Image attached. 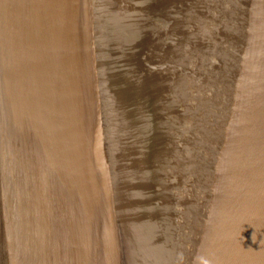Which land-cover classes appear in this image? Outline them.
<instances>
[{"label":"bare ground","instance_id":"obj_1","mask_svg":"<svg viewBox=\"0 0 264 264\" xmlns=\"http://www.w3.org/2000/svg\"><path fill=\"white\" fill-rule=\"evenodd\" d=\"M1 2L2 0H0V3ZM108 2L111 3V5L107 7L110 11L112 10L113 4L117 5L119 3L118 5L121 4L120 8H123V11L127 13H134L137 15L139 9L138 13H145V15L151 17V13L155 8L153 7V1L150 0H139V2H136V0H124L123 3L120 0H84L88 10L92 9V4H94L92 9L93 12L95 13L96 10L97 28L91 24L88 15L85 17V24L81 28L83 35H87L89 40L90 57L93 56L94 58L88 60L87 63L86 58L83 59V57L80 56L81 61H79L78 64L76 60V63H74V59H69L65 64L64 70L56 69L51 66L49 72L53 71L52 80H50V77L46 79L44 74L42 78L41 76L39 77L38 81L35 75L24 77V79H22L25 80L22 82L24 93L20 96L24 98L23 104L26 105L27 110L24 114L25 109H21L22 119L23 117L26 118L22 125L18 122L20 115L18 114V110H15L13 107L14 100L12 99L13 97L11 98V92L9 91L8 98L0 96L1 263L5 261L3 264H37L39 262L44 264L42 261L43 259L44 262H46L45 264H69L63 243L67 241L69 245H71L67 237L75 233V224H70L71 219L67 220V224H65L66 217L70 216V213L73 212L72 210L76 209V206H79V208L87 206L97 211V213L99 210H103L105 206L106 212L103 213L104 216L100 214L98 218L92 219L91 226L86 228L88 238L91 239L90 252H84L79 257L69 256L70 264H140L137 257L140 258L141 255L142 258H145L141 264H157V262H155L156 259L161 257V254L158 255V257L156 256L157 252L162 253V256L167 258L165 250L167 246L171 244L170 239L174 235L178 236V234H183V236L180 237L183 246L175 250L176 257L178 255V258L182 261L180 264H195V259L197 260L198 256L199 259L203 260V264H205V261L209 260L210 264H219L220 260L218 261V259L220 258V253L223 252V249L226 245H229L231 241L228 221L224 217L220 220H212L213 222L210 223L212 226L209 228V232L207 235L205 233L203 237L201 233V231L205 232L204 228H202L203 216L201 217L200 214L196 215V211L193 215L189 214L191 217L190 219H186L184 214L188 211L187 206L184 208L181 202V205H177L176 208L172 210L173 206L168 208V198L163 199L164 203L162 205H165L163 207L165 209H160V211L158 209V212H156L155 208H153L152 215L155 214L160 216L162 210L164 214L160 216L161 219L157 218L153 221L156 222V226L153 225L152 227L150 224L152 227L151 231L149 230L148 233L146 232V234L150 233V238H147V243L142 244L144 246L142 249L139 243H137L138 237L142 236L143 228H145L142 226L147 221L148 211L153 205L151 201L152 197L149 196H154L152 188L145 187L143 181H145V179L149 181L154 172V170L152 171L154 161L152 160L153 157H151V154H155V151L154 149H148V151H145L141 155H135L133 151L129 150L131 149L128 145L129 140L135 136V134H131V129L134 131L136 127V124H133L135 118L132 116L136 113L134 112V114H132L129 112L128 108H130L131 105H140L147 111L148 107L145 105V101L148 103L153 97V99H158L160 103L164 104L166 100V97H164L165 94L168 96L176 90H181L185 85H180L175 80L176 77L169 75L168 71H165L166 67H163L164 61L162 63V72L161 66L158 65L159 63L155 64L153 68V65L148 62L150 59L144 60L145 55L143 57L144 62L140 65L141 72H139L135 64V58V61H133L135 69L139 72L138 74L141 75L137 79L139 84L137 81L128 82V78L124 76L123 73V70H125L127 66L122 67L123 65L121 64L125 63L123 60H126V55H123L124 58L121 63H119L117 59L110 60L109 54L105 50L107 45L104 41L103 34L101 39L99 38L100 32L98 29L105 33L104 6L107 5ZM220 2L222 3L221 8L225 10L224 13L228 14L227 21L229 22L232 20L235 21V18L231 16V11H241L245 6L247 7L244 11L250 8V6L255 8V11L262 9L260 13H262L261 17L264 19V0H222ZM137 4H140L141 7L137 8ZM127 7L130 10L126 9ZM70 12L71 10L69 9L66 15V22L72 24ZM111 19L116 20L114 14ZM128 20H130L129 17ZM124 21H126V17ZM111 23V30H113L116 36V32L119 29L117 28V24L119 22L115 21L113 22L114 24ZM129 23L130 22H128V24ZM210 25L212 24L210 23ZM118 26H120V24ZM133 26L137 28L138 24ZM107 27H109L108 24ZM134 27H130V29L132 30ZM216 27L217 26H215V28ZM64 29L65 28H63V34H65ZM95 31L97 32L98 40L94 38ZM216 35L218 39L220 38L223 40L227 32L223 31L221 28L216 31ZM121 37L123 36L121 35ZM113 39L114 38H112V40ZM211 39L214 40V38ZM3 41L4 40L0 38V42ZM88 43H85L84 46H87ZM218 43L221 47L216 46L214 48L212 42H202L200 44H202V48L208 52L211 50L217 51V49L224 46L227 47L223 41L219 40ZM81 46L83 47V45ZM56 47L55 45L54 48ZM128 47L127 45V50L129 49ZM148 47L151 48V45H148ZM184 47L187 50L188 45L186 46L185 44ZM155 51L154 49L152 52ZM0 54L2 55L1 52ZM151 54L150 52L149 56H151ZM61 57L65 56L61 55ZM93 60H95V63H93ZM159 61L161 62V60H158V62ZM128 62L130 63V60ZM174 64L176 65V63ZM73 65H77L80 75L83 74L85 76L86 72L87 80L84 81V87L89 85L92 86L94 79L98 84L95 86L99 93L97 95L98 101L96 100L92 105L95 107L96 116L98 117L100 115L102 119L97 125V128L93 129L94 133L99 135V138H96L94 135L88 138L93 153L90 152V159L84 158V155H82L83 157L77 158L78 155H81V147L79 146L83 138H79V136L76 135L78 133L77 131L76 134L74 133L75 128L79 129V127L83 125L82 122L78 121L83 120L85 116L86 106L82 102L85 98L82 99L77 95H69L70 90L68 87L69 94L66 92L49 94L46 90L41 89V86H49L51 83H54L53 85L55 86V83L59 81L62 76L65 77L66 85L69 87H76L77 82L80 84L82 79L81 77L78 79L75 77L76 79H74L75 70L77 69H74ZM180 66L181 64L179 63L178 67ZM78 71L77 76H79ZM175 71H178V69ZM14 72H16L15 69L10 68L7 61H2L0 56V81L7 83L11 80H15L20 83L15 77L16 75L13 74ZM54 72H56L55 76ZM188 75L190 74L188 73ZM191 76L198 79L193 73ZM157 81L158 83L160 82L162 89L156 86ZM130 83V90H128L127 87ZM140 84L149 85V96L144 95L147 87L140 86ZM136 87H138L137 90L132 91V89ZM140 87H144L143 89H145V91L142 92L139 90ZM192 89L194 93H201L198 88H191V90ZM140 92L144 96L140 95ZM89 94L87 90L82 91L83 97H87ZM2 95H4V92H2ZM47 96L50 102L46 106L47 102L45 98ZM220 96H224L226 100L224 93L220 92ZM194 98L197 103L189 102V107L193 109V112H199L202 122L207 121L209 119V114H206V112L203 113L204 111L200 109L203 108V105L198 104L195 96ZM91 100L93 101L95 99ZM260 102H263V100L260 99ZM101 104L107 108L104 114ZM234 108L237 109V106ZM61 110L64 112L63 115L60 113ZM237 110H241V107ZM77 115L79 117L77 120L78 123L71 124L74 123ZM14 119L16 120L15 122ZM50 120L53 123L51 129L52 133L57 131L59 134L62 130L66 134L68 131L66 129L68 127L71 133L69 138H60V143L54 140V151H57L56 148L59 145L58 151L61 155L52 161H48L47 159L48 141L45 143L46 136H44V131L46 130L44 125H47L46 122ZM193 122L196 123V120L194 119L191 122L188 127L189 129ZM49 124L50 122L48 126H50ZM30 127H34L32 130L35 131L36 129V132L29 131L31 129ZM262 127L264 128V123H262ZM48 130L49 129H47L45 133H48ZM259 130L260 129H257L256 133H258ZM35 134H40L41 143L33 140L32 136L35 137ZM215 146L219 145L216 144ZM64 153L68 154V159L67 155ZM186 155L187 156L184 158L185 163H180L183 166H185V164L190 165V160L195 158L192 153H187ZM41 158H43V160H41ZM176 162L174 163L172 160L168 165H161L162 169L160 170L161 173L159 172V182L171 179V182L175 184V175L174 177H171V175L173 173L176 174V171L180 168V165H177ZM67 164L70 165L68 166ZM195 166L197 168L198 164ZM106 172H109V175L106 177V184L109 186L107 189H105V183V186L101 185L106 181V178L104 179L105 181L102 179V176L105 177ZM164 172L165 174H162ZM191 172L192 171H190L189 174L186 173V176H188L189 182L191 181L189 184H195V180L194 182L192 180L196 178L198 174H191ZM144 177L145 179H143ZM75 181L79 189H72L69 191L67 189L68 184L70 182L75 183ZM180 188L182 187L180 186L179 190ZM192 188L194 189V185H192ZM186 190L187 189L182 191L184 196L193 193H185ZM237 192V190L234 191L233 198L236 197ZM156 195L160 197V192ZM133 200H136L134 201V206L132 204ZM215 205L218 204L214 202L211 207ZM157 206H160V203ZM215 207L212 209H215ZM193 210L192 212L194 213ZM240 211L241 210L238 209V215H240ZM159 226L160 229L157 231V227ZM162 226L163 229H165L164 231H161ZM165 232L166 234H164ZM156 235L158 237H156ZM167 241H169L170 244L167 243ZM189 248L190 252H188ZM215 249L219 254L216 255V259H213L212 254ZM136 258L137 261H135Z\"/></svg>","mask_w":264,"mask_h":264},{"label":"rangeland","instance_id":"obj_2","mask_svg":"<svg viewBox=\"0 0 264 264\" xmlns=\"http://www.w3.org/2000/svg\"><path fill=\"white\" fill-rule=\"evenodd\" d=\"M120 1L123 3L124 0ZM220 1L222 0H199L202 4L200 7L197 6L198 9L204 7L201 8L204 13L209 14V10L212 11L211 19L216 21V29L213 26L209 27L203 15L201 17V22L195 20L196 23H194V21H187L183 13H178L179 16L175 17L176 23L171 25L168 22L169 19L168 21L165 19L157 21L155 16L158 13L156 14L154 11L151 13V17L145 15V13H138L139 9L137 15L134 13H127L123 11V8H120L121 4L118 5L119 3H116L117 5L113 4V7L111 6V11L107 8L111 3L108 2V4L104 6L105 33L98 29L100 32L99 38L101 39L103 34L104 41L107 45L105 50L109 54L110 60L117 59V61L121 63L126 55L127 61L123 60L125 63L121 64L123 65L122 67L127 66L128 68L123 70L124 76L128 78V82L137 81L139 84L137 78L141 76L138 73L141 72L140 65L144 62V55V60L150 59L148 62L151 63L153 67L158 63V60H161L159 65L162 67V63L165 61L163 56L165 55L170 59L167 63H164L165 66H168L165 71H168L169 75L176 77L175 80L180 85H185L181 90H176L174 93H171L173 96L171 95L172 97H170V102L167 104L168 107H165L166 118L163 120L164 122L161 120L163 117H151L150 115H152V113L148 112V110L146 111L140 105H131V107L128 108L129 112L132 114H134V112L136 113L132 116L135 118L133 124H136V127L134 131L131 129V134H135V136L129 140L128 145L131 147L129 150L133 151L135 155H141L145 151H148V149H154L155 151L154 158L152 159L154 161V168L152 171L154 170V172L151 175V179L147 181L145 177L143 178L145 179V181H143L145 187L152 188L154 196L149 195L152 197L151 201L153 205L150 207L151 211H148L146 223L142 226L145 227L143 228L142 236L138 237L137 240L141 249L144 247L142 244L147 243V238H150V233L146 234V232L148 233L149 230L151 231L153 225L156 226V222L153 221L157 218L161 219L160 216L164 214L162 210V213L159 212L160 216L155 214L152 215L153 208H155L156 212H158V209L159 211L160 209H165L163 208L165 205H162L164 203L163 199L165 198L169 199L168 208L173 206L172 210L181 202L184 208L187 206L188 211L184 214L186 219H190L191 217L189 214L193 215L196 211V215L200 214L201 217L203 216L202 228H204L205 232L200 231L203 237L205 233L207 235L210 230L209 228L212 226L210 225V223L213 222L212 220H220L223 217L224 210L227 213L233 201L232 196L237 188V181L244 174V170L248 167L250 159V153L246 147L248 143L253 140L252 135L255 133L254 130L256 125L259 121L263 120L264 117V74L259 70L262 66H258L255 62L251 49L242 48L241 43L244 42L245 37L244 20L241 17L235 19V21H227L228 18L225 17L224 13H221L222 8L220 4H217L218 2L221 3ZM136 2H139V0H136ZM177 2H179L177 5H180L182 1L177 0ZM137 5V8L141 7L140 4ZM126 9L130 10L128 7ZM113 14L116 20L111 19ZM124 16L126 17V21L128 17L130 20L127 22L124 21ZM220 17L222 20H219ZM115 21L119 22L117 24V28L119 29L116 32V36L110 26V23L112 22L111 24H114L113 22ZM96 22V10L95 13L92 10L91 23L97 28ZM128 22L130 23L128 24ZM107 24L109 27H107ZM119 24L120 26H118ZM136 24H138L137 28L133 26ZM194 25L198 28L196 29ZM130 27H134L135 30H131ZM221 28L223 31L227 32L223 40L220 38L218 39L216 35V31ZM202 29L205 31L204 34ZM96 31L94 38L98 40ZM120 34L123 37H121ZM112 38L114 39L112 40ZM211 38H214V40ZM173 39L175 40L173 42H175L174 44L176 46L172 48L169 43L170 41L173 43ZM189 40H191V43H189ZM219 40L223 41L227 47L224 46L217 49V51L213 50V53L206 52L201 47L202 44H200L202 42H212L214 48L216 46L221 47L218 43ZM185 44L186 46L188 45L187 50L189 52L185 49ZM127 45L129 46L128 50ZM148 45H151V48H149ZM174 47H177L179 52H176ZM154 49L156 51L152 52ZM150 52L152 53L151 56H149ZM197 57L198 59L196 60ZM129 60L130 63L128 62ZM133 61H135L139 72L135 69ZM174 63H176V65ZM179 63L181 64L180 67H178ZM176 69H178V71H175ZM188 73L190 75H188ZM192 73L195 77H198V79L192 77ZM130 85L131 83L127 87L128 90H130ZM140 86L147 87L144 95L149 96V85L140 84ZM156 86L160 87V82L158 83L157 81ZM144 87H140L139 90L142 92L145 91V89H143ZM137 88L138 87L133 88L132 91L137 90ZM191 88H198L201 93H194ZM219 91L224 93L226 100L224 96H220ZM139 94L142 95L141 92ZM192 94L196 97L198 104L203 105V108L199 107L204 111L203 113L206 112V114H209L208 122H202L199 112H193V109L189 107V102L197 103ZM260 99H262L263 102H260ZM155 100L156 99L152 97L153 103H156L157 100ZM101 105L103 106V104ZM235 106H237V109L241 107V110L235 109ZM106 109L105 106L102 107L103 114ZM194 119L196 123H194V121L189 129L188 127ZM138 124H142V128ZM148 130L152 133L146 138ZM144 138H146L145 141ZM152 140V146L149 147ZM216 144L219 146H215ZM187 153H192L195 158L190 160V165L185 164V166H183L180 163H185L184 158L187 156ZM159 157L164 158L159 159ZM172 160L174 163L177 161L176 164L180 165L176 174L173 173L171 175V177L175 175V184L171 182V179L159 182L160 170L162 169L161 165H168ZM196 164H198L197 168L195 166ZM190 171H192L191 174H198L197 177L192 180L193 182L195 180V184H189L191 181L189 182L186 173L189 174ZM162 174H165V172ZM192 185H194V189ZM180 186L182 188L179 190ZM107 188H109V186L106 184L105 189ZM185 189H187L185 193H193L191 195L189 194L190 196H184L182 191ZM159 192L160 197H157L156 194ZM134 201L136 200H133V206ZM214 202L218 205H215L216 207L213 206L215 209H212L213 207H211V205ZM159 203L160 206H157ZM159 229L160 226L157 227V231ZM164 230L162 226L161 231ZM164 234H166V232ZM181 236H183V234H178V236L174 235L171 239L169 238L171 244L167 241L170 246L168 245L165 250L167 258H164L162 253L157 252V257L161 254V257H156L157 259L155 262H157V264H180V262H182L178 258V255L176 257L175 254V250L183 246L180 240ZM156 237L158 236L156 235ZM188 252H190V248ZM137 258L140 264L145 260V258H142V255L140 258ZM137 258L135 261H137ZM3 263H5V261L1 263L0 260V264ZM195 264H203V260L199 259L198 256V259H195Z\"/></svg>","mask_w":264,"mask_h":264},{"label":"water","instance_id":"obj_3","mask_svg":"<svg viewBox=\"0 0 264 264\" xmlns=\"http://www.w3.org/2000/svg\"><path fill=\"white\" fill-rule=\"evenodd\" d=\"M150 1H153V7H155L153 11L156 14L158 13L155 16L157 21H161V19L168 21L169 19L168 22L172 25L176 23L175 17L179 16L178 13H183L185 18H187V21H194V23H196L195 20H199L201 22V17L203 15L205 16V20L209 27L216 26V21L211 19V10H209L208 14L201 10V8L204 7L197 8V6L200 7L202 4L199 0H181L182 2H180V5H177V3H179L177 0ZM217 4H220L221 6L222 3L218 2ZM93 6L94 4L91 5L92 9ZM246 7L247 6L241 11H231V16L235 19L242 17L244 20L245 37L244 42L241 43L242 48L251 49L255 62L258 66H262L259 70L264 74V19H262V13H260L262 9L255 11V8L250 6V8H247V10L244 11ZM65 9L67 10V13ZM69 9L71 10L70 14L73 26L66 22V15L68 14ZM92 9L88 10L86 8L84 0H2L0 3V38L4 40L3 42H0V52L2 53L0 56L2 61H7L10 68L15 69L16 72L13 74L16 75L15 77L20 82L18 83L15 80H11L7 83L0 81V96L8 98V93L9 91L11 92V98L13 97L12 99L14 100L13 107L15 110H18V114L20 115L18 122L21 125L26 120L25 117H23L24 121L22 119L21 109H25L24 114L27 110L26 105L23 104L24 98L20 96L24 93L22 86V82L25 81L22 80L24 77L35 75L38 81L39 77L41 76L42 78L44 74L46 79L50 77V80H52L53 71L49 72L51 66L56 69L64 70L65 64L69 59H74V63H76V60L77 64L81 61L80 56H82L83 59L86 58L87 63L88 60L93 59V56L90 57L91 51L89 49L90 44L88 43V37L87 35H83L81 30L85 24L84 20L87 15L91 22ZM224 12L225 10L222 9L221 13ZM224 14L225 17L228 18V14ZM219 20H222V18L220 17ZM210 23L212 25H210ZM194 27L196 29L198 28L195 25ZM63 28H65V34H63ZM202 30L204 34L205 31L204 29ZM191 40H189V43H191ZM173 41L175 40L173 39L172 42ZM85 43H88L87 46H84ZM174 43L175 42L171 43V41L169 43L172 48L173 46H176ZM55 45L57 46L56 48H54ZM81 45H83V47ZM174 50L179 52L177 47H174ZM210 52L213 53V50L208 53ZM61 55L65 57H61ZM163 59L166 61H164V63H167L168 60H170L165 55L163 56ZM197 59L198 57L196 60ZM93 63H95V60H93ZM158 63L161 62L159 61ZM163 67L167 68L168 66L164 65ZM73 68L77 69L75 70L74 79H78L79 77L82 79L80 84L77 82L76 87H69L66 85L65 77L62 76L59 81L55 83V86L53 85L54 83H51L49 86H41V89L46 90L49 94L61 92L69 94L68 87L70 90L69 95H77L82 99L85 98L82 100L83 104L86 106L85 116L83 120L78 121L82 122L83 125L79 127V129L75 128L74 133L76 134L77 131L78 133L76 135H78L79 138H83L79 146L81 147V155H78L77 158L83 157L82 155H84V158L90 159V152L92 153V150L88 138L93 135L96 138H99V135L94 133L93 129L97 128V125L102 119L99 114L98 117L96 116L95 107L92 105L96 100L98 101L96 97L99 93L97 91L98 89L95 88L98 84L94 79L92 86L89 85L84 87V81L87 80L86 72L85 76L83 74L80 75L77 65H73ZM161 70L163 72L162 67ZM77 71L79 76H77ZM55 75L56 72H54V76ZM160 87L162 89V86ZM84 90H87L90 93L87 97L82 96V91ZM2 92H4V95H2ZM171 95V93L168 96L167 94L164 95L167 100V102L165 100L164 104L160 103V100L158 99L156 103H153L152 99L151 101H148V103L145 101V105L149 108L148 112L152 113V115H150L151 117H163L161 119L162 121L166 118L165 107H168L167 104L170 102ZM90 98L95 100L92 101ZM45 100L47 106L50 99L47 96ZM60 113L62 115L64 114L62 110ZM78 119L79 117L77 115L74 123L71 124L78 123ZM15 121L16 120L14 119V122ZM49 122L50 126H48ZM262 123H264V117L263 120L259 121L256 125L255 133L252 135L253 140L252 142H249L246 147L250 153V159L248 167L244 170V174L237 181L236 190L238 191V197L236 195L237 198H233L227 213H223L225 214L223 217L228 221V225L230 226L231 241L230 244L226 245L223 249V252L220 253V258L218 259V261L220 260L219 264H264V128L262 127ZM46 124L47 125H44V127L46 130L49 129L48 133H45L46 130L44 131V136H46L45 143L48 141L47 159L48 161H52L61 155L58 151L59 145L56 148L57 151H54V140L59 142L60 138H69L71 133L69 132V127L66 129L68 130L66 134L62 130L59 134L57 131L52 133V121H47ZM142 126L143 125L140 124L141 128ZM32 129H34V127L29 131L36 132V129L35 131ZM257 129H260L258 133H256ZM151 133L152 132L148 130L147 136L151 135ZM32 138L41 143L40 134H35V137L32 136ZM152 143L153 140L149 147L152 146ZM64 154L67 155L68 159V154ZM154 155L155 154L152 153L151 157L154 158ZM163 158L164 157H159V159ZM41 160H43V158H41ZM67 165L69 166L70 164ZM108 175L109 172L105 173V177L101 174L102 179L104 180ZM66 178L68 180L67 176ZM106 181L101 185L105 186L107 183ZM76 184V181L75 183L70 182L67 189L69 191L72 189H79ZM75 208L76 209L72 210L73 212L70 213V216H67L65 219V224H67V220L69 219H71L70 224H75V233L71 234L70 237H67L70 240L71 245H69L67 241H64L63 243L69 264V256L79 257L84 252H90L91 239L88 238L86 228L91 226L92 219L98 218L100 214L104 216L103 213L106 212L105 206L103 210L98 209V213L87 206L80 208L79 206H76ZM238 209L241 210L240 215H238ZM74 254H77L78 256ZM218 254V251L215 249L212 254L213 259H216V255ZM42 261L44 264L46 263L43 259ZM37 264L41 263L39 262Z\"/></svg>","mask_w":264,"mask_h":264},{"label":"clouds","instance_id":"obj_4","mask_svg":"<svg viewBox=\"0 0 264 264\" xmlns=\"http://www.w3.org/2000/svg\"><path fill=\"white\" fill-rule=\"evenodd\" d=\"M205 264H210V262L209 261H205Z\"/></svg>","mask_w":264,"mask_h":264}]
</instances>
